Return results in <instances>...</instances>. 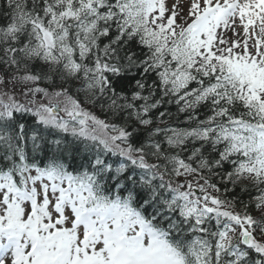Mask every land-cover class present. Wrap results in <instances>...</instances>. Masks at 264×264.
Wrapping results in <instances>:
<instances>
[{
  "label": "snow or ice",
  "instance_id": "1",
  "mask_svg": "<svg viewBox=\"0 0 264 264\" xmlns=\"http://www.w3.org/2000/svg\"><path fill=\"white\" fill-rule=\"evenodd\" d=\"M0 264H264V0H0Z\"/></svg>",
  "mask_w": 264,
  "mask_h": 264
},
{
  "label": "rangeland",
  "instance_id": "2",
  "mask_svg": "<svg viewBox=\"0 0 264 264\" xmlns=\"http://www.w3.org/2000/svg\"><path fill=\"white\" fill-rule=\"evenodd\" d=\"M166 2L169 8H171L174 3H177L179 10L184 14H186L189 6V0H166ZM228 35L231 36V33Z\"/></svg>",
  "mask_w": 264,
  "mask_h": 264
},
{
  "label": "trees",
  "instance_id": "3",
  "mask_svg": "<svg viewBox=\"0 0 264 264\" xmlns=\"http://www.w3.org/2000/svg\"><path fill=\"white\" fill-rule=\"evenodd\" d=\"M170 107H171V110H172L173 112H175V110H176V109H175V105H172V106H170ZM237 192H239V188H237ZM243 198H244L245 201H247V199H248L247 195H245Z\"/></svg>",
  "mask_w": 264,
  "mask_h": 264
}]
</instances>
